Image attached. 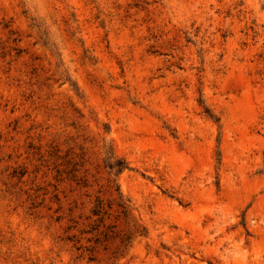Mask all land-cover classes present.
<instances>
[{"label": "rangeland", "instance_id": "rangeland-1", "mask_svg": "<svg viewBox=\"0 0 264 264\" xmlns=\"http://www.w3.org/2000/svg\"><path fill=\"white\" fill-rule=\"evenodd\" d=\"M0 264H264V0H0Z\"/></svg>", "mask_w": 264, "mask_h": 264}, {"label": "trees", "instance_id": "trees-1", "mask_svg": "<svg viewBox=\"0 0 264 264\" xmlns=\"http://www.w3.org/2000/svg\"><path fill=\"white\" fill-rule=\"evenodd\" d=\"M122 168H123V167H122V166H120L118 171H120Z\"/></svg>", "mask_w": 264, "mask_h": 264}]
</instances>
